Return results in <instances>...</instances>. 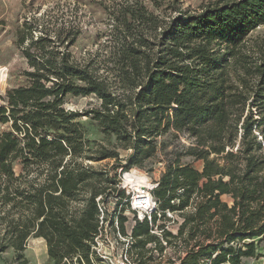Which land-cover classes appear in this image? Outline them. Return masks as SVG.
<instances>
[{"label":"trees","instance_id":"1","mask_svg":"<svg viewBox=\"0 0 264 264\" xmlns=\"http://www.w3.org/2000/svg\"><path fill=\"white\" fill-rule=\"evenodd\" d=\"M262 24L264 0H233L196 16L176 17L163 31L155 58L139 49L143 40L131 37L118 60L122 79L111 82L98 74L94 62L73 60L78 26L34 39L30 30L38 27L25 22L19 39L20 46L27 43L22 49L28 64L25 84L8 89L0 105V255L10 248L22 253L35 236L47 241L49 255L60 262L78 253L91 259L101 194L93 181L103 174L75 158L102 161L119 154L102 148L99 156L86 155L91 150L77 122L81 115L67 110L65 101L95 96L100 106L87 115L132 150L130 166L152 158L155 138L169 129L196 138V147L186 154L204 161L198 172L177 156L152 191L158 204L152 221H139L134 214L137 264L140 254L134 251L152 242L160 252L180 242L186 250L180 264H245V259L264 257L257 251L264 240V154L253 137L254 126L264 125V94L252 104L262 119L254 120L252 111L244 117L247 99L233 92L225 66L232 54L217 57L210 48L213 43L236 46ZM255 73L264 91V55ZM123 82L138 86V92L113 90ZM213 153L221 157L211 158ZM87 188V207L72 211L71 204ZM123 196L119 193V200ZM167 211L180 212L183 219L177 235L163 230V246L151 224ZM167 264H175L174 258Z\"/></svg>","mask_w":264,"mask_h":264},{"label":"rangeland","instance_id":"2","mask_svg":"<svg viewBox=\"0 0 264 264\" xmlns=\"http://www.w3.org/2000/svg\"><path fill=\"white\" fill-rule=\"evenodd\" d=\"M229 1L233 0H0V105L4 103L3 98L8 89L25 84L22 74L28 69V64L22 49L27 43L21 46L19 44L21 34L26 32L25 22H28L29 26L38 27L37 30L36 28L30 30L34 39L39 36H53L55 31L68 25L78 26L77 40L71 48L73 60L79 63L94 62L98 74L114 82L122 79L118 60L127 43L133 40L131 37L143 40V47L139 49L151 53L155 58L162 49V33L173 19L196 16L209 9L223 6ZM135 13L137 17L144 15L150 18V21L133 20ZM131 34L133 36H129ZM210 48L216 52L217 57L228 52L232 54L231 57H227L228 64L225 66L230 84L234 88L233 92H241L247 99L244 117L252 111L254 120L260 121L262 118L259 110L252 107V104L260 100L256 95L264 94L260 76L255 73V66L264 55V24L251 31L236 46L213 43ZM137 88L138 86L123 82L114 85L113 90L119 94L133 95L138 92ZM99 106L100 101L95 96H68L65 101L67 110L81 115L77 122L81 125L85 138L90 142L91 151L86 155L99 156L102 148H105L107 151L117 152L119 157L102 161L83 160L82 157H77L75 163L91 166L103 174L93 181V186L101 192L98 197L101 198L99 204L106 209L104 218L107 225L104 224V228L108 226V231L112 234L110 226H115L118 222L120 230L126 233L134 223V212L130 209L129 200L136 192L137 184L142 183L144 186L147 184L149 187L158 185L167 165L177 156L181 164L190 165L198 172L203 171L204 161L186 154L196 147V138L186 132L169 129L155 138L157 150L152 158L130 166L128 159L132 150L119 143L116 135L102 132L98 122L87 115ZM1 129L3 126H0ZM253 137L260 143L261 153L264 154V125L259 128L254 126ZM240 144L239 137L235 142V149ZM217 157L221 156L211 154V158ZM14 169L17 174L21 173V166L18 163L14 165ZM123 186L127 189L124 190ZM88 189H84L78 202L71 204L72 211L87 207ZM121 192L124 196L119 200ZM222 199L231 203L227 196H223ZM182 219L180 212L167 211L165 215L160 213L156 224H151L152 234L165 246L163 230L177 235ZM257 251L264 256V240ZM134 253L140 254L141 262L138 261V264H167L170 257L174 258L175 264H180L178 258L186 256V250L178 241L166 246L163 252H160L157 242H152L144 250L138 246ZM90 260L83 253H78L60 262L49 255L47 241L43 237L35 236L27 240L22 253L17 254L10 248L0 255V264H94ZM244 263L264 264V257L245 259Z\"/></svg>","mask_w":264,"mask_h":264},{"label":"built area","instance_id":"3","mask_svg":"<svg viewBox=\"0 0 264 264\" xmlns=\"http://www.w3.org/2000/svg\"><path fill=\"white\" fill-rule=\"evenodd\" d=\"M156 187L157 185L151 187L144 186L141 191L137 190L132 197H130V209L136 214L139 221L145 219L152 221V215L158 208L157 200L152 195V191ZM123 189L126 190L127 187L123 186ZM97 200L99 203L101 198ZM99 211L100 226L93 241L90 243V258L92 262L94 264H137L132 253V231L136 223L135 220L130 231L126 233L120 230L118 222H116L115 226H110V229L113 230L111 234V232L109 233L108 231V226L104 228V226L107 225V220L104 218L106 209L101 204H99Z\"/></svg>","mask_w":264,"mask_h":264},{"label":"bare ground","instance_id":"4","mask_svg":"<svg viewBox=\"0 0 264 264\" xmlns=\"http://www.w3.org/2000/svg\"><path fill=\"white\" fill-rule=\"evenodd\" d=\"M144 185H145V184H142V183H141V184H137V185H136V191H137V190L141 191V189L144 188ZM146 186H148V185L146 184ZM148 187H149V186H148ZM150 187H151V186H150Z\"/></svg>","mask_w":264,"mask_h":264}]
</instances>
